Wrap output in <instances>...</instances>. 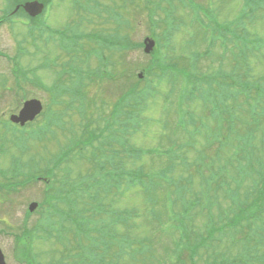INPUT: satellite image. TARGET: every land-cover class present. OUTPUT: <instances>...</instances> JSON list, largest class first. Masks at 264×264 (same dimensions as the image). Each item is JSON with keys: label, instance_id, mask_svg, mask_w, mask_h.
<instances>
[{"label": "rangeland", "instance_id": "obj_1", "mask_svg": "<svg viewBox=\"0 0 264 264\" xmlns=\"http://www.w3.org/2000/svg\"><path fill=\"white\" fill-rule=\"evenodd\" d=\"M52 2L50 5L52 9L45 12L36 23L33 24L31 21L27 25L16 24L14 27L10 26V29L4 27L0 32V48L7 51L5 53L8 55V57L5 55L1 57L3 60L0 64V118H5L3 121L9 120L11 111H16V105L25 99L23 96L29 98L35 95L45 104L44 113L38 116L33 125L28 124L21 130V132L25 131L26 135H33L26 137L25 150L19 149L20 146L16 148L13 144L14 135L21 134L18 127L0 124V141L5 139L4 142L8 144V154L2 153L0 148V156L7 157L8 162V157L16 154L24 158V163H30L38 157L40 165H42L40 157L44 159L58 157L59 150L69 143V137L73 138L77 133L86 132L85 125L88 128L98 127L96 134L104 130L105 123L112 128L110 125H114L115 122L110 118L119 108L121 94L123 95L134 86L137 88L135 104L136 110L139 108L137 110L139 119L133 124L136 125L137 130L128 134L126 140L134 146L151 151L149 153L145 151V154L149 155L137 161L125 156L126 161L123 162L131 169L142 165L154 177L163 166L160 160L165 157L164 150L171 147L172 151H176L177 146L173 142L191 141L189 153L192 158L195 159L201 149V152L205 151L210 160L203 165L202 172H198L197 164L179 166L175 171L177 178L182 173L191 175L192 171H196L195 186L200 183V188L204 185L207 189L203 195L204 198L212 194L232 192L242 201L241 204L234 203L235 207L255 208L254 215L251 209H248L250 221L240 227V229L244 228V233H240L239 238L244 241L253 239L246 248L258 251L253 253L255 256L261 255L264 252V182H259L260 188L252 185V181L248 179L252 178L251 167L247 166H242L245 168L244 173L247 177L244 178L243 175L238 178L242 169L240 164L249 152L244 150L245 145L240 146L236 139L231 141L229 138L244 134L240 137H245L250 152L254 150L257 156L260 155L262 148L256 147L251 134L258 133L257 144L263 142L264 115L257 118L260 115L250 113L249 106L246 105L237 126H246V129L242 131L241 128L238 130L234 128V135H230L224 132L226 130L224 127L227 126L225 124L222 127L224 133L221 135V131L217 129V122L213 120L211 113L208 114L213 108V99L210 97L213 91L211 83L205 80L209 79L210 73L217 67L221 69L220 62L210 64L213 61V55L206 53L208 49L212 53L215 48L212 47L214 26L241 16H245L244 21L247 25L244 40L251 37L258 49L257 59H254L256 71L260 75L264 74V0H190V10L187 6H182L179 12L171 8L166 10L168 27L165 26L167 21L165 15L153 13L152 18L150 12L139 11L141 6L144 7L147 4L146 0H137V6L131 0L127 2L128 6L124 3L125 0H79V4L72 3L71 0H53ZM166 2L170 3L169 0ZM195 2L204 7H210L209 10H200L205 18L192 10ZM214 8L221 20L211 23L210 15ZM117 9L129 24H121L119 19L122 18L117 17L115 13ZM45 23L49 27H45ZM227 24L233 34L232 21ZM167 28V34L164 37L163 34ZM169 28L172 32L174 29L171 37ZM220 29L217 35L220 34ZM98 32L100 35H106L100 39L99 43L85 37L87 34ZM153 33L158 37H154ZM117 35L126 37L134 46L122 50L117 43L109 42V37ZM147 36L154 37L157 41L154 52L151 54H146L143 46H137ZM237 52L238 49H231L229 58L235 57ZM60 54L59 60L56 61L55 58ZM17 63L26 73L24 92L17 90V87L13 85L12 69ZM162 63H177L176 72L179 75L172 74L170 71L162 74L158 69ZM140 73L142 77H139ZM188 76L194 80L199 76L200 83L196 85L197 80L185 81ZM56 84L60 85L58 90L68 88L73 95L63 93L61 100L55 102L52 100V88ZM8 87L11 89L8 90ZM130 100L131 97L127 99L128 104ZM48 107L50 110L46 112ZM192 116H196V121H193L196 125H192V122L187 120ZM123 120L124 118L120 116L117 118V123ZM50 121L54 122V129L48 126ZM5 124H7L6 121ZM188 125H190L188 131L196 132L192 140L186 130ZM205 126H213L206 129H217L219 137L206 135ZM247 129L249 133H244ZM75 151L77 154L81 150L77 148ZM77 155L79 158L76 157L70 166L73 170L71 176L74 177V179L71 178V185L82 180L81 172L88 168V162L82 160L79 154ZM252 155L251 163L254 164L256 158L254 154ZM0 167L6 168L8 165L0 164ZM63 167L59 166L57 172H65ZM94 169L95 167L92 166L93 173ZM164 180L171 181V175L167 173ZM44 189L45 185L41 182L14 199L16 202H6V219L10 220L14 226H19L24 200L42 197ZM179 194V185L174 184L167 188L166 192L159 191L155 194L157 207L151 198L146 197L139 190H132L120 200L116 198L117 201L114 200L113 203L108 202V204L117 208L119 206L137 208L140 212L137 220L142 230L138 236L152 238L154 241L151 240V242L157 248L160 242L165 243V246L173 249L172 254L175 255L176 248L172 238L176 237L175 230H181L180 227L158 226L163 222H172V219L177 217L181 206V202L176 201ZM36 220L37 214H34L29 220V226H32ZM203 221L205 222V219ZM194 225H196L195 222L190 223L191 228ZM157 228L158 232L155 231ZM161 230L171 232L172 236L166 237L162 233L159 238ZM37 234L47 236L42 232ZM10 241L11 243L7 244V238H0V244L9 253L10 264H19L13 256L12 239ZM214 246L216 252H223L232 257L240 251V246L234 241L230 250L218 242ZM33 247L41 255L43 263L60 260V264H73L74 261L79 264L83 259L81 254L84 255V250H76L75 242L68 234L62 242L49 236L48 239L37 238L33 242ZM92 247L99 248L100 251L103 249V246L97 247L94 243ZM63 248L67 249L66 253ZM139 248L140 244H138V250ZM203 251L202 247L201 252ZM76 252L78 255L75 254ZM204 255L207 254L203 253L199 262H207ZM136 260L138 264H157L150 253L143 256L138 254ZM179 262L182 264V261Z\"/></svg>", "mask_w": 264, "mask_h": 264}, {"label": "trees", "instance_id": "obj_2", "mask_svg": "<svg viewBox=\"0 0 264 264\" xmlns=\"http://www.w3.org/2000/svg\"><path fill=\"white\" fill-rule=\"evenodd\" d=\"M131 1L133 4L135 3L137 6V0H131ZM148 1L149 2H146L147 4L144 7L141 6L139 11L150 12L151 17L153 13L160 14L162 16V14L165 13L168 8H171L173 11L176 12L179 10L180 5L190 6V3L183 2V0H181V2L180 1L176 2L175 0H169L170 2L168 3L169 5H165L167 3L161 2L163 0H148ZM126 5L128 6V3ZM194 5L200 9L194 8L193 11H195L197 14L200 15V12H201L200 10L202 7L198 5L197 2H195ZM205 10H208V9L205 8ZM215 15H216V8L212 10V15H210L211 20H215L214 19ZM156 21L158 22V20ZM167 23L168 22L165 21V26L168 27ZM122 27H124V25ZM234 29H235L234 33L236 35L244 37V33L241 31L242 28L241 30H239L238 26L234 25ZM167 30L168 28L165 29V34H167ZM227 32H228L227 27H222L220 29V33L227 34ZM127 36L129 37L128 34ZM115 39H116L117 45L120 46L122 50L130 48L132 47V45H134L132 41L126 39V37H123V36L117 35ZM220 43L221 42L219 41L218 45H220ZM244 43L250 47L249 50H247L246 48H242L245 54L241 53V51H238L236 56L231 59L229 58V52L228 54L225 55V57L227 58L226 59L227 61L224 63H226L227 66L224 67L226 70H223V71L226 73L225 80L228 79L227 89L230 91V93L233 92L232 99L230 100V98L228 97L229 107L227 106V102H226L225 85L223 86L221 90H217L213 93V95H215V98H214L215 102L214 101L213 102L215 103L217 107L221 109V111L226 117L229 113L233 112L235 118H231V124L235 125L236 127H232V126L230 127L237 128V129L241 128L242 131L246 129V126H239V127L237 126L239 125V117L241 113L243 112V109H245V106L248 105L249 109L252 108L254 112L263 110L260 107L264 106V74L260 75L257 73L256 68H255V62H254V59H257L258 49L255 47L256 44L254 43L251 37H249L248 40H244L242 44ZM141 45L142 43H139L137 46L141 47ZM215 63L216 61H214V64ZM167 68L168 67H166L165 64L164 65L161 64L160 68L158 69L161 71L162 74H165L167 72ZM189 81H193V80L189 79ZM126 92L127 94H123V95L121 94V99H120V105L123 108V112L121 116L122 118H124V120L121 122L132 124L133 122H136L137 119H139V114H137V110L139 108L136 110L135 100H133L130 95V93L135 92V91L128 90ZM129 97H131V100L128 104L127 99ZM96 132H97V129L90 128L84 134L83 133L80 134L74 140L75 146L78 149L82 150V149H85L83 148V146L85 145H91V147H95L96 142H98V144H102L105 141V139L102 140V138H104L105 136L104 132H101L100 134H96ZM191 134H194V133H191ZM175 143L177 144L176 151H172L171 147L163 151V154L165 155V157L164 159L160 160L163 163V166L159 168V171H164V169L167 168L168 159L174 156L175 154H177L179 152V149L181 150V147H182L181 144H183V141H179ZM134 148H137V146H134L130 144L129 142L128 143L125 142L123 145L120 146V150H119L121 154L120 160H118L117 158L118 156H115V158L111 161L109 160L107 164L104 159L100 160L101 166L99 167V170L94 171V173L91 172L90 176L92 180L87 178L88 181L86 184H84V185H87L88 190L86 189L81 190V192H85L84 201L87 200L86 197L92 200L99 194L103 193L106 196H110L106 194V192H114L112 184L115 178V174L117 172L114 173V172H111V170H114V171L119 170L120 165L122 164L120 170L123 173H125V176H126L128 169L126 168V163H124L126 161L125 156L131 157V152H134ZM67 155L68 154L65 153L63 155V158L66 159ZM118 161H120L121 164ZM103 167H106V168L103 169ZM133 171H136V172L145 171V167L142 165H138L137 168L133 169ZM100 172H103V173H100ZM115 181H122V180H115ZM155 183L156 181L152 182L151 186L155 185ZM125 214L123 211L116 210L115 211L116 217L114 216L104 217L100 215L99 213H96L95 211H91V210H89L86 214H84L82 211H79L78 213L75 214V227L77 228L76 229L77 232L80 233L79 238H81L79 239V241L83 244H87L88 246L89 245L92 246V243H94L95 245H99L100 240L104 241L106 237H110L112 235L115 236V231L119 229V226H121V223L125 224V222L127 221V220H123V218L125 217ZM216 231H217V228L214 231H210V233L208 234L212 235ZM127 232H128L127 230H122V234L117 236V238L123 241L127 236ZM76 241H78V239ZM136 249L134 248L125 249V250H128V252H125L120 256V263L118 260L117 264H138L137 263L138 261L136 259H138V254H140V250L138 252ZM195 252L196 251L194 250L193 254H195ZM193 254H191L190 252L186 250H183L181 251V256H180L179 261H182V264H195L194 260H196V258L194 259ZM89 255H93V252L91 249H90ZM179 261L177 262V264H180ZM86 263L95 264L94 257L92 256L89 259V261ZM207 264H213V260L208 261Z\"/></svg>", "mask_w": 264, "mask_h": 264}, {"label": "flooded vegetation", "instance_id": "obj_3", "mask_svg": "<svg viewBox=\"0 0 264 264\" xmlns=\"http://www.w3.org/2000/svg\"><path fill=\"white\" fill-rule=\"evenodd\" d=\"M33 0H0V32L2 29L9 28L10 23L21 20L24 23L28 12L25 10V4ZM7 257V255H6Z\"/></svg>", "mask_w": 264, "mask_h": 264}, {"label": "water", "instance_id": "obj_4", "mask_svg": "<svg viewBox=\"0 0 264 264\" xmlns=\"http://www.w3.org/2000/svg\"><path fill=\"white\" fill-rule=\"evenodd\" d=\"M42 7L43 6L37 2L27 4L28 11H30L34 15H37L42 10ZM154 45H155V42L153 40L149 38L146 39L145 51L150 52L151 50H153ZM29 105L32 106L31 113L25 114V115L21 113L19 117H12V119L15 121H20L21 123H25L28 119H33L35 115L41 110L42 106L40 102L38 101H33Z\"/></svg>", "mask_w": 264, "mask_h": 264}]
</instances>
